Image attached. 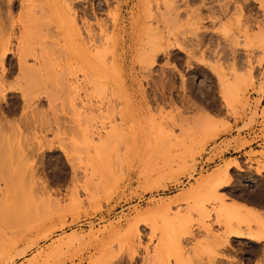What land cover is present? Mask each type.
<instances>
[{"label": "rangeland", "instance_id": "374dc122", "mask_svg": "<svg viewBox=\"0 0 264 264\" xmlns=\"http://www.w3.org/2000/svg\"><path fill=\"white\" fill-rule=\"evenodd\" d=\"M50 1L0 0V264H264V0Z\"/></svg>", "mask_w": 264, "mask_h": 264}, {"label": "bare ground", "instance_id": "6f19581e", "mask_svg": "<svg viewBox=\"0 0 264 264\" xmlns=\"http://www.w3.org/2000/svg\"><path fill=\"white\" fill-rule=\"evenodd\" d=\"M50 1V0H49ZM119 3L120 2H122V1H120V0H117ZM51 2V1H50ZM50 2H49V4H50ZM118 3V4H119ZM52 4V3H51ZM120 5V4H119ZM140 5L143 7V10L144 11H146V1H144V2H141L140 3ZM75 16V18H76V15H74ZM74 18V17H73ZM71 19V22H70V24H69V26H68V29H69V31H71V33H75L76 34V40H79V38L81 37V31H80V29L81 28H79V26H78V24H77V20L76 19ZM12 23H10V25H11ZM12 28V27H11ZM86 28V27H85ZM88 28V27H87ZM6 29V28H5ZM89 29V28H88ZM7 31V30H6ZM14 30L12 29V32H10L9 34L7 33L6 34V32H4L3 30H0V39H1V41H0V46L3 48L2 50L4 51V49L5 50H12V45H14V44H12V37H13V35H14V32H13ZM89 33H90V31H88ZM84 33V32H83ZM91 34H89V36H90ZM86 36H88V34L86 35ZM84 38H85V36H84ZM93 37H91L90 39H92ZM81 39V38H80ZM87 39H88V37H87ZM81 40H83V39H81ZM89 40V39H88ZM93 41V40H92ZM85 42V41H84ZM89 42V41H88ZM87 42V44H90V43H88ZM86 46V45H85ZM14 47V46H13ZM5 53V52H4ZM2 55L4 56V54L2 53ZM1 56V55H0ZM2 56V57H3ZM23 56V55H22ZM21 56V57H22ZM25 56V55H24ZM25 58V57H24ZM22 59V58H21ZM21 59L19 60V66H21V65H23V63L21 62L20 63V61H21ZM1 60V62H2V59H0ZM25 60V59H24ZM22 61H23V59H22ZM24 62V61H23ZM26 65H23V66H27L28 67V69H32V64H27L26 62H24ZM21 64V65H20ZM1 66V65H0ZM30 66V67H29ZM34 66H36V65H33V68H35ZM2 70H0V87H2V85L5 83V81H6V75L8 74V70H6L4 67H3V65H2ZM98 70H99V68H98ZM76 77H77V75H76ZM76 80H77V78H75ZM78 81V80H77ZM76 82V81H75ZM5 85V84H4ZM3 88V87H2ZM235 209H236V211H237V213H238V217H240V218H242L241 217V215H243V212L244 213H246V215H248V213L249 214H252V215H255V211H253L251 208H249V207H246V206H244V205H240V204H236V206H235ZM241 211H243V212H241ZM241 214V215H240ZM244 216V215H243Z\"/></svg>", "mask_w": 264, "mask_h": 264}]
</instances>
